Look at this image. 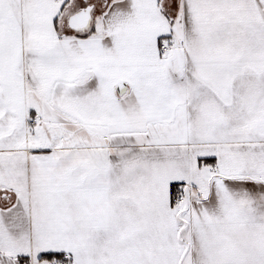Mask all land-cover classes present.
I'll return each mask as SVG.
<instances>
[{"label": "snow or ice", "instance_id": "6c2138e0", "mask_svg": "<svg viewBox=\"0 0 264 264\" xmlns=\"http://www.w3.org/2000/svg\"><path fill=\"white\" fill-rule=\"evenodd\" d=\"M0 264H264V0H0Z\"/></svg>", "mask_w": 264, "mask_h": 264}]
</instances>
